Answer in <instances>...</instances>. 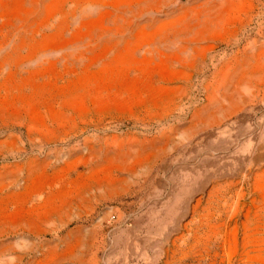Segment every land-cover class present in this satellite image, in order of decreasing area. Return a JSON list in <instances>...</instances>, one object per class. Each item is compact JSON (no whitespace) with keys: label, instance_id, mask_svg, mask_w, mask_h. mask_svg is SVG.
Instances as JSON below:
<instances>
[{"label":"rangeland","instance_id":"obj_1","mask_svg":"<svg viewBox=\"0 0 264 264\" xmlns=\"http://www.w3.org/2000/svg\"><path fill=\"white\" fill-rule=\"evenodd\" d=\"M0 264H264V0H0Z\"/></svg>","mask_w":264,"mask_h":264}]
</instances>
